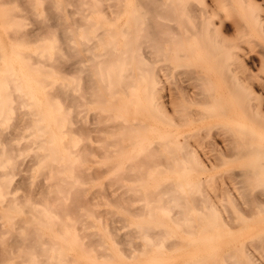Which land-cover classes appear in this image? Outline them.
I'll return each mask as SVG.
<instances>
[{"label": "bare ground", "instance_id": "bare-ground-1", "mask_svg": "<svg viewBox=\"0 0 264 264\" xmlns=\"http://www.w3.org/2000/svg\"><path fill=\"white\" fill-rule=\"evenodd\" d=\"M100 1L79 2L85 5L83 7L94 10ZM111 2L114 5L110 4L114 7L113 15L105 18L106 25L89 19L86 12H82L84 8L80 10L82 6L79 4L77 12L80 10L84 15L81 18L77 15L78 20L62 27L63 37H60L63 43H60L70 47L75 56L71 78L46 63L50 55L45 50L44 53L37 52L45 58L44 63L37 57L32 61L29 52L26 55L25 51H14L13 47L15 54L1 69L0 123L14 116L12 125L9 124L13 130L26 124L24 127L30 134L27 140H33L29 149L36 161L34 164L41 166L38 168L40 171L47 168L45 178L48 181L51 179V183L42 185L40 188L43 189L38 190L40 196L35 193L39 198L36 197L35 201L30 193L25 202L24 196L18 198L24 205H19L15 195L8 197L6 194L14 188V185L10 186L12 167L16 164L17 151L22 154V147L11 143L13 138L9 132L6 134L5 131L6 135L1 136L3 131H0V207L18 211L20 207L31 206L28 208L30 215L24 213L27 217L23 219L27 223H19L23 232L29 223L27 233L25 231L22 236L30 232L31 235H27L30 239L27 243V240L22 242L16 238V242L19 241L17 245L10 243L13 246L10 245L11 248L2 255H11L8 254L4 261L16 251L19 255H26L20 262L16 260L17 264H87L86 261L122 264L124 259H136L142 255L149 256L145 264H158L159 258L161 260L166 252L171 257L189 252L204 254V261L199 263L197 259L194 264H219L218 259L222 260L220 264H261L254 257V251L245 247L248 242L221 251L217 242L221 237L233 240L238 234L233 235L232 231L240 228L243 221L262 222L264 218V96L260 95L264 91V78H255L252 70L254 59L250 50L243 48L244 44H257L260 48L259 61L264 65V8L256 0ZM65 14L60 15V20L63 18L66 21L69 13ZM87 27L93 30L87 32ZM19 29L18 34L21 32ZM23 32L26 34V31ZM16 34L8 35L10 38L7 39L53 46L50 41H45V35L40 30L33 35L26 34L30 36L25 40ZM46 37L51 38V35ZM56 40L55 49L61 51ZM0 46H3L1 38ZM5 54L0 55L5 57ZM50 72L60 73V86L54 89L56 95L49 91L53 81L46 73ZM65 79L73 84L70 83L69 87ZM82 79H85L84 83L80 82ZM254 81L258 90L254 89ZM68 90H73L70 106L74 111V120L70 124L75 126L71 129L65 124L69 122L67 115L70 117L71 110L65 109V98L61 97L67 98L61 93L67 94ZM38 91L42 95H38ZM89 104L98 107L97 116L94 115L93 119L86 114ZM97 117L99 121L112 122L104 130L107 135L97 139L100 148L104 142L106 145L105 150L96 155L103 157L108 167L103 164L105 169L112 173V177L108 175L111 180L107 179L109 186L112 187L111 181L115 180L112 182L118 184L113 188L123 186L119 192L127 194L120 193L119 196L116 193L119 195L114 196L112 193V200L115 198L113 205L122 206L126 218L133 224V232H124L125 236L141 239L139 245L130 247L129 253L123 252L124 256L118 253V248L121 252L123 250L120 246L116 248L109 242L113 231L111 233L103 227L102 230L93 223L94 209L91 210L95 200L86 197L84 186H81L86 174L83 175L85 169L79 167L93 151L84 143L94 139L91 134L98 131L95 125ZM67 135L71 141L68 139L65 142ZM78 142L77 146H82L73 148ZM205 146L207 148L201 157L198 148ZM65 169L69 174L64 172ZM218 169L219 176H226L229 183L216 187ZM118 178L122 182L116 181ZM257 186L254 193L249 190ZM113 188L109 191H114ZM209 188L214 189L213 195ZM55 192L62 194L56 196ZM67 194L77 205L73 207L75 211L65 209L66 203L62 205ZM135 201H140V204L133 208L131 205ZM110 210L103 213L110 211L111 217L113 209ZM64 212H70L67 214L70 217L72 212L73 218H68L75 220L76 224L85 220L83 222L97 230L86 231L87 226L79 222L83 226L81 231L84 229L85 232L76 234L80 231L70 229L71 223ZM258 214H261L259 219ZM8 217L13 219L14 216ZM10 219L9 225L13 221ZM14 219L20 220V217ZM16 223L18 225V221ZM257 226L251 228L258 229ZM17 227L16 230L21 228ZM4 229L1 228V232ZM16 232L15 236L19 234ZM82 234L90 237V241L80 242ZM250 242L254 249L264 245V239L259 234L254 235ZM95 244L101 252L97 253ZM22 249L26 253L19 252ZM77 249L83 252V257L73 254ZM102 249L107 251L102 252ZM174 261L170 264H189L187 260Z\"/></svg>", "mask_w": 264, "mask_h": 264}, {"label": "rangeland", "instance_id": "rangeland-1", "mask_svg": "<svg viewBox=\"0 0 264 264\" xmlns=\"http://www.w3.org/2000/svg\"><path fill=\"white\" fill-rule=\"evenodd\" d=\"M2 1V2H1ZM80 0H0V2H1V4H0V38H1V40H2V42H3V46L1 47L0 46V54H5V52H6V54H5V57H3L2 55H0V72H1V69L3 70V68H5L7 65H6V63L8 64V62H9V58L10 57H12L15 53H14V51H18V49L20 50V51H22L23 53H24V51L26 52V55L28 54V52L30 53V58H31V60H32V58H33V60L36 58V59H40L41 61H44L45 60V58L43 57V55H38V53L39 52H42V53H44V50H45V52H48L49 53V55H50V57H48L47 58V60H46V63L50 66L51 64L53 65V66H55L57 69H59L60 71H62L63 73H65V75L66 76H69L70 78H71V74L72 75H74V68H73V62L75 61V56L73 55V53H72V50H71V48L70 47H66L64 44H61L60 43V41H62V43H63V40H62V38L61 37H63V36H61L62 35V32H63V30L64 29H62V27L64 28V26H66V25H68L69 23L71 24V22L73 21L74 22V20H78L79 19V17L80 16H83L81 13L83 12V13H85L86 12V15L89 17V19H92V21H94L95 23H97V22H100V23H102L103 25H106V17H110V16H112L113 15V13H112V9H114V5L112 4L113 2H111L112 0H101L100 2H99V4L95 7V9L93 10L92 8L89 10L88 8H85V7H83V6H85V5H81L80 4V2H79ZM81 1H87V0H81ZM114 1V0H113ZM257 1V3H260L261 4V6L264 8V0H256ZM3 2H6V3H3ZM79 2V3H78ZM3 3V4H2ZM109 3V4H108ZM82 6V7H80V5ZM113 5V6H111V5ZM79 5V6H78ZM78 7H80V10H82V8H84L83 10H82V12H80V10H79V12H77L78 11ZM113 7V8H112ZM78 8V9H77ZM98 10V11H97ZM73 11H76V12H73ZM64 12V13H63ZM70 14V15H72V16H70L69 14L68 15H66V14ZM66 15L67 17H65V19H66V21H64V20H62L63 18H61V20H60V15ZM75 15V16H74ZM79 17H78V16ZM59 16V17H58ZM70 18H69V17ZM57 18L59 19L58 20V22H56L57 21ZM69 18V19H68ZM72 18H74V19H72ZM81 18V17H80ZM54 19V20H53ZM56 19V20H55ZM72 19V20H71ZM70 20V21H69ZM122 20V19H121ZM66 22H67V24H66ZM119 22H120V19H119ZM45 23V24H44ZM50 23H51V25H50ZM53 23V24H52ZM45 26H44V25ZM61 24H63V25H61ZM65 24V25H64ZM20 25V26H19ZM22 25V26H21ZM48 25V26H47ZM52 25H54V26H56V27H54V26H52ZM22 29H19V27ZM23 27V28H22ZM43 27V28H42ZM18 29H19V32L21 31H26V34H32V32L34 31V33H36V31H37V33H38V31L40 30V31H42L43 32V34L45 35V41H50L49 43H52L53 44V46H45V44H42V45H35V43H25L24 41H16L15 42V40H14V42H12L10 39V41L7 39V37H8V35H12L13 33H17L16 34V36L17 37H19V38H22V40H25V38L27 39V37L28 36H30V35H26L24 32V34H22L21 32H20V34H18ZM33 29V30H32ZM43 29V30H42ZM86 30H87V32H90V31H92L93 30V28L92 27H87V28H85ZM100 29V28H99ZM16 30H17V32H16ZM48 30H50V31H48ZM62 31V32H61ZM28 32H30V33H28ZM46 34H45V33ZM54 32V33H53ZM12 33V34H11ZM33 33V34H34ZM51 33V34H50ZM15 34H13L12 36H14ZM32 34V35H33ZM26 35V36H25ZM51 35V38H49V37H46V36H50ZM56 37L55 39H58V40H56V43H57V46L58 47H61V51L60 50H58V49H55V46H54V41H55V39H53L54 38V36ZM15 36V38H17ZM23 36H24V39H23ZM61 36V37H60ZM8 38H10V37H8ZM13 38V37H12ZM11 38V39H12ZM58 41V42H57ZM10 42V43H9ZM60 45H59V44ZM10 45V46H9ZM31 46V47H30ZM258 45L257 44H255V43H252V44H244V46H243V48L245 49V50H250L249 51V53L252 55V58L254 59V64H253V66H252V70H253V72H254V76H255V78L256 79H260V80H262L263 78H264V65L263 64H260V61H259V54H258V52H259V50H260V48H259V46L257 47ZM4 47V48H3ZM13 47H15V48H17V49H15L14 48V51L12 50V48ZM57 47V48H58ZM3 48V49H2ZM63 48V49H62ZM53 49H54V51H53ZM2 50V51H1ZM4 50H7V51H9L10 53L8 54L7 53V51H4ZM35 52H36V54H35ZM38 52V53H37ZM52 52H54V53H52ZM64 52V53H63ZM71 53V54H70ZM32 54H34V55H32ZM7 55H9V56H7ZM37 55V56H36ZM53 55V56H52ZM55 55V56H54ZM29 56V55H28ZM31 56H33V57H31ZM39 56V57H38ZM43 57V58H42ZM54 57V58H53ZM29 58V57H28ZM16 59H18V58H16ZM38 59V60H39ZM43 59V60H42ZM48 59H50V60H48ZM30 60V61H31ZM32 60V61H33ZM31 61V62H32ZM35 61V60H34ZM48 61V62H47ZM44 63H45V61H44ZM250 63V62H249ZM51 65V66H52ZM55 67H52L53 69L55 68ZM45 68H50V67H45ZM56 68H55V70H56ZM65 70V71H64ZM66 71H67V73L69 74H67L66 73ZM60 74V73H59ZM59 74L58 73H53V72H50V73H46V76H48V78L49 79H51L53 82V84L50 86V90L49 91H53V92H50V94L52 93V95L54 94V95H56V92H54V89L56 88V87H58V86H60V81H61V78H60V76H59ZM82 76H84V73H82ZM67 79V78H66ZM65 79V83L70 87V83L71 84H73V82L71 81H69V80H66ZM84 81H85V79H82L80 82L82 83H84ZM49 87V86H48ZM47 88V87H46ZM51 88H52V90H51ZM57 89V88H56ZM254 89H257L258 90V87H257V84H256V81H254ZM264 90V89H263ZM48 91V92H49ZM71 92H73V90H68V93L67 94H62L61 93V95H67V98H66V96H61L62 98H65V99H63V101H64V104H65V109H69V110H71V112H70V117H69V114L67 115V117H68V124H67V122H65V124H66V126L68 125V128H72V127H74L75 126V124L73 123V124H70V122H71V120H74V111L72 110V106H70L71 105V101H70V97H71V95H72V93ZM38 93V95H42L39 91L37 92ZM60 95V94H59ZM260 95H262V96H264V91L262 92L261 91V93H260ZM66 106H67V108H66ZM88 110H86V114H87V117H93L94 115V117H96L97 116V109H98V107H97V105L96 104H89L88 105ZM96 109V111L94 112V110ZM72 113V114H71ZM13 115V114H12ZM11 115V116H12ZM15 115V114H14ZM10 116V117H11ZM70 118V119H69ZM88 118V119H89ZM98 118L99 117H97L96 118V122H97V120H98ZM12 119H13V121L15 120V118H14V116L12 117V118H7V119H5V121H2L1 123H0V128L2 129V130H0L1 132L3 131V133H2V135L1 136H4V134L6 133L7 134V132H9L10 133V136L13 138L12 140H10L11 141V143H13V144H16V146H18V148L20 147H22L21 148V153L22 154H20V153H18V151H17V153H16V158H17V160H15V166L17 165L18 166V164H19V166L17 167V168H15V166L14 167H12V175H10L11 176V180H10V186L12 187V185H14L13 187V189H12V192L11 193H8V194H6L8 197L11 195H15V197L14 198H17V200H18V198L20 197V198H23V196H24V198H23V200L24 199H26L25 197H27V198H29V196L31 195V198H33V195H34V199H32L33 201H35V198L37 197L38 198V196H37V194L39 195V194H41L40 192L38 193V190L39 189H43V188H40V187H42V185H46L48 182H50V180L48 181V179H46L45 177H46V173H47V168H44V167H42V168H44V169H41L42 171H40V170H38V168H41V166L40 165H38V163H35L34 164V162H36V161H34L35 159H33V157H31L32 156V151H30V149H29V145H30V147L33 145V143H32V141L33 140H31V141H29L28 142V137H30V134H29V132H28V128L27 127H24V126H26V124H22V125H20V129H19V127H17V129H19V130H13L10 126L12 125L11 123H13V121H12ZM93 119V118H92ZM100 119V118H99ZM108 121V122H107ZM102 120L101 119V121H99L98 120V122L96 123L95 122V125L97 126H95L96 128H97V130L98 131H96L95 133H93L92 132V137L94 138V139H91V140H86V141H89V142H86V141H83V140H81V142L83 141V142H86V143H84L85 144V146L87 147L88 145V147H89V149H90V151L91 150H93V151H91V153L87 156V157H89V158H87V157H85V160L83 161V164L82 165H80V166H82V167H79L80 169L82 168V169H85V173L83 172L82 174L84 175V174H86V176H83V178H85V179H83L82 178V175L80 176L79 175V177L80 178H82L83 179V184H81V186L83 187V189H85V195H86V197H89L92 201H94L95 200V203L93 204V208H92V210L91 211H93V209H94V213H93V223L94 224H96L100 229H102V227H103V229H107V230H109V232L111 231V233H112V231H113V233L111 234L112 236L111 237H113V238H110V241L109 242H112L113 244H114V246L117 248L118 246H120V248H122L123 250H122V252L121 251H119V248H118V253H120V255L122 256L123 255V252L126 254L127 252L129 253V250H131V248L130 247H135V246H137V245H139V243H141V239L138 237H134V236H132V237H129L128 238V236H125V234L126 233H128V232H131L132 230H133V224H131V222L126 218L127 217V215L125 214V212H124V210H123V208H122V206H116L115 207V205H113V202H114V200H115V198H114V200H112V198H113V194H115L114 196H118L121 192H119V190L121 189V188H124L123 186H119V187H117V188H113V186H115V185H117L118 184V182H117V184H115V183H113V182H115V180L112 182L111 181V183H112V187H110L109 185H110V183H109V181L111 180V178H110V180H109V176H111V172H109L108 170H106L105 169V166L107 165L104 161H103V157H101L100 155H96V154H99V153H102L101 151H104L103 150V148H104V146L106 145V143L104 142V144H103V146L100 148V141L99 140H97L98 138H100V137H105V135H107V133L104 131V130H106L108 127V124H110V122H112L111 120L109 121V120ZM72 123V122H71ZM9 124H11L10 126H9ZM64 128H66L65 127V125H64ZM12 129V131H10ZM99 129H100V131H99ZM6 131V132H5ZM5 132V133H4ZM12 132V133H11ZM14 132V133H13ZM8 133V134H9ZM27 133V134H26ZM1 134V133H0ZM5 134V135H6ZM13 134V135H12ZM15 135V137H13ZM24 135V136H23ZM22 136V137H21ZM17 137V138H16ZM97 137V138H96ZM70 140L71 141V139H70V137L68 138V135L67 136H65V142H66V140ZM25 140H27L26 142L27 143H24V141ZM29 140H30V138H29ZM21 142V143H20ZM67 142H69V141H67ZM80 142V141H79ZM79 142L75 145V146H73V148H75V149H77V148H79L80 146H82V145H80V146H77L78 144H79ZM10 143V142H9ZM23 143V144H22ZM70 143V142H69ZM88 143V144H87ZM102 144V143H101ZM121 144H122V141H121ZM87 147V148H88ZM100 148V149H99ZM207 147L205 146V147H200V148H198V153H199V155L201 156V157H203V150H205ZM97 150V151H96ZM99 150V151H98ZM101 150V151H100ZM93 152V153H92ZM95 153V154H94ZM27 154V155H26ZM23 155V156H22ZM20 157V158H19ZM23 157V158H22ZM32 159V160H31ZM89 159V160H88ZM91 159H93V160H91ZM97 160V161H96ZM16 161H18L19 163H17ZM23 162V163H22ZM32 162V163H31ZM102 162H104V163H102ZM28 163V164H27ZM23 166H22V165ZM31 164V165H30ZM103 164H105V166L103 165ZM233 165V164H232ZM232 165H230V166H232ZM22 166V167H21ZM38 166V167H37ZM40 166V167H39ZM77 167V166H76ZM83 167H85V168H83ZM107 167V166H106ZM13 168H14V170H13ZM19 168V169H18ZM25 168H26V170H25ZM108 168V167H107ZM46 169V170H45ZM78 169V168H77ZM81 169V170H82ZM103 169H105V170H103ZM3 170H4V168H3ZM2 170V171H3ZM8 171L9 172V170H8V168H5V171ZM25 170V171H24ZM81 170H79V171H81ZM89 170V171H88ZM24 171V172H23ZM27 171H28V173H27ZM37 171H39V172H37ZM14 172H15V174H14ZM18 172V173H17ZM20 172H21V174H20ZM41 172V173H40ZM64 172L65 173H67V174H69V171H68V169H65L64 170ZM75 172H77V171H75ZM87 172V173H86ZM216 172H217V178H215V185H216V187L218 186V185H221V183H224V184H228L229 183V179L225 176H223V177H221V176H219L220 175V170L218 169V170H216ZM24 173V174H23ZM26 173V174H25ZM42 173H44V174H42ZM6 174V173H5ZM8 174V173H7ZM11 174V173H10ZM24 175V176H23ZM27 175V176H26ZM29 175V176H28ZM109 175V176H108ZM108 176V177H107ZM114 176V175H113ZM117 176H118V174H117ZM7 177V176H6ZM19 177H21V178H19ZM28 177V178H27ZM45 179H44V178ZM112 177V176H111ZM115 177H116V175H115ZM114 177V178H115ZM117 178V177H116ZM115 178V179H116ZM120 178H121V174H120ZM4 179V177L2 178V180ZM22 181H21V180ZM42 179V180H41ZM53 179V178H52ZM88 181H87V180ZM92 179V180H91ZM109 181H108V180ZM122 179V178H121ZM19 180H20V182H19ZM34 180V181H33ZM47 182H46V181ZM54 180V179H53ZM52 180V181H53ZM84 180H86V181H84ZM31 181V182H30ZM45 183V184H43V182ZM116 181H121L122 182V180H119V178L116 180ZM4 182V181H3ZM17 182H19V183H17ZM40 182H41V184H40ZM121 182H119V184L121 185ZM12 183H14V184H12ZM16 183V184H15ZM51 183V182H50ZM108 185H107V184ZM25 184H27V185H25ZM29 184V185H28ZM36 184V185H35ZM105 184H106V186H105ZM36 186V187H34V186ZM21 186H23V187H21ZM32 186H33V188H32ZM85 186H87V187H85ZM44 187V186H43ZM30 188H32V190L35 188V189H37V190H35L34 189V191H32ZM107 188V189H106ZM115 189L114 191H109L110 189ZM244 189L245 190H247L248 191V187L247 186H245L244 187ZM257 189H258V186H257V188H255L254 187V190H253V188H250L249 190L252 192V193H254L255 191H257ZM105 190L107 191L108 190V192H105ZM124 190V189H123ZM209 191H210V193L213 195V193H214V189H212V188H209L208 189ZM121 191V190H120ZM37 192V194H35ZM101 192V193H100ZM123 192V191H122ZM128 192V191H127ZM29 193H30V195H29ZM55 193H57L58 195H56V196H59V194H60V196H61V194L62 193H59V192H55ZM91 193V194H90ZM98 193H100V195L98 196ZM106 193V194H105ZM113 193V194H112ZM116 193H119L118 195H116ZM125 194H126V192H124ZM124 193H121L122 195H124ZM18 194V195H17ZM52 194V193H51ZM54 194V193H53ZM52 194V195H53ZM121 194L119 195V196H121ZM134 195V193H128V195H131V196H133ZM36 195V196H35ZM55 195V194H54ZM72 195V194H71ZM109 195V196H108ZM127 195V194H126ZM40 196V195H39ZM103 196V197H102ZM105 196V197H104ZM36 198V199H37ZM72 196H69V194H67V196H66V198H64V200H63V202H62V205H63V203L65 204L66 203V206H67V208L65 207V205H64V207H65V209H68V210H70L69 208H71V210H74L75 211V208L73 209V207L75 206H77L76 205V203L74 202V199L72 198ZM109 198V199H108ZM39 199V198H38ZM70 199V200H69ZM106 199H108L109 201H107ZM19 200H21V199H19ZM18 200V201H19ZM22 200V201H23ZM27 200V199H26ZM30 200V199H29ZM97 200V201H96ZM103 200L104 201V203H103V201H102V204H100V202ZM37 201V200H36ZM112 203H111V202ZM24 202H25V200H24ZM24 202H23V204L21 203V201H19V205H24ZM108 202V203H107ZM73 203V204H72ZM78 204V203H77ZM115 204V203H114ZM137 204H140V201H135V202H133V204L131 205V206H133V208L137 205ZM25 205H27V203L25 204ZM73 205V206H72ZM116 205H117V202H116ZM72 206V207H71ZM20 207V206H19ZM26 208L24 209V208H22V207H20V209L21 210H18V211H16V210H14V209H11V207H3V208H1L0 207V215H2V217L0 218V264H13V260H14V264L16 263L17 264V261H21L20 259H23L22 257H26V255L24 254H21V255H23V256H21V255H19L18 254V252H16L15 251V253L13 252V256H9L10 258H8L6 261H4L5 260V258H7L8 257V254H10V253H7V255H2V254H5L6 252H7V249H10L11 248V246H13V245H11L10 243H14V244H16L17 245V243H19V241H25V240H27V241H25V242H27L28 243V240L30 239V238H28V236L27 235H31L30 234V232L28 233V234H26V236H22V235H24L23 233L26 231V229L28 228V225H29V223H28V225H27V228L25 229L24 228V232H23V226H20V224L19 223H21V225L23 224V225H25L27 222H25V216L29 213V215H30V209H28L29 207H31V206H25ZM137 207V206H136ZM95 208H96V212H95ZM24 209V210H23ZM57 209V208H56ZM110 209H113L112 210V216L110 217V215H109V213H111L110 211ZM244 210H245V207L243 208ZM247 209V208H246ZM28 211V212H25V211ZM108 210H110L109 212H108V214L106 213ZM104 211H106L105 212V214L103 213ZM114 211V212H113ZM24 213H27L26 215H24ZM70 212H64V214H65V216L67 217V221L69 222V223H71V224H69V227H70V229L71 230H73V231H75V232H77V230H78V232L79 233H76V234H80V233H83V231L85 232V230L84 229H82L83 231H81V229L80 228H82L83 226V224L84 225H86L87 227L85 228L86 229V231L88 230V231H96L97 230V228H95L94 226H92V225H90V224H87V223H85V222H83V221H85V220H83V221H81V222H83V224L80 222V221H77L78 223L76 224V221L74 220L73 221V219H69L68 217H70V215H67V214H69ZM95 213H96V215H95ZM114 213V214H113ZM115 213H116V215H117V217L115 216ZM100 214V215H99ZM14 216L13 217V219L11 218H9L8 216ZM74 216V214H72V212H71V217L70 218H73V216ZM99 215V216H98ZM105 215V216H104ZM110 217V219L111 220H113V221H111L110 219H109V217ZM114 215V216H113ZM122 215V220L119 218L120 216ZM261 215V214H260ZM259 214L258 215H256L257 216V218L259 219V216H260ZM18 217H20V220L21 219H23V220H21L22 222H24V223H22L20 220H15L14 218H18ZM22 217V218H21ZM27 217V216H26ZM89 217V216H88ZM96 217V218H95ZM113 217V218H112ZM116 217V218H115ZM117 218H119V219H117ZM125 218V219H124ZM9 219L12 221V222H14V223H12L11 222V225H9L10 224V221H9ZM127 219V220H126ZM15 220V221H14ZM87 220H91L90 218H88ZM16 221H18V225H17V223H16ZM101 221L103 222V224L101 223ZM255 222H251V221H246V222H244L243 221V223H241V227L240 228H238V227H236L232 232H233V235L234 234H238L233 240L231 239H229V238H226V237H221V240H219L217 243H218V250L219 251H221V250H223V249H232L233 247H236V246H239L240 245V243H243L244 242V244L245 243H247V245L245 246L247 249H249V250H252V251H254V257L256 258V260L258 261V262H260L261 264H264V245H262L261 247H257V249H259L258 251H260V252H258L257 251V249H254L253 248V245H251L252 243L250 242V240L251 239H253V237H254V235H257V234H259V235H262V238L264 239V234H263V232H264V218H263V220H262V222L261 221H256V220H254ZM2 222V223H1ZM79 222L82 224H79ZM87 222V221H86ZM89 223V222H88ZM14 224V225H13ZM76 224V225H75ZM80 225V226H79ZM89 225V226H88ZM253 225H258L257 226V228L258 229H256V227H255V229L253 230L252 228H251V226H253ZM13 226H14V229H13ZM21 227V228H19L18 230H16V227ZM75 226H77V227H75ZM11 227V228H10ZM17 227V228H18ZM24 227H26V226H24ZM116 229H114V228ZM1 228L2 229H4V228H6V229H4L3 230V232L5 231V233H3V232H1L2 230H1ZM9 229V231L11 230V231H13V233H11V231L9 232L8 231V229ZM47 231H49V229L48 228H45ZM102 229V230H103ZM130 229V230H129ZM261 229V230H260ZM129 230V231H128ZM17 231V232H16ZM29 231V230H28ZM15 232L16 233H19V234H21V235H19V234H16L17 236H15L14 234H15ZM50 232V231H49ZM118 232H121V233H118ZM124 232H125V234H124ZM133 232V231H132ZM231 232V233H232ZM26 233H27V231H26ZM50 233H52V232H50ZM115 233V234H114ZM2 234V235H1ZM116 234H118V236L116 235ZM124 236H123V235ZM19 235V236H18ZM85 234H82V236H81V239H80V242H82V243H84V241H86V242H88V241H90V240H88V239H91L90 237H87L86 235L84 236ZM119 235H122V236H119ZM9 236H10V238H9ZM15 236V237H14ZM121 237V238H120ZM123 237V238H122ZM126 237H127V239H126ZM134 237V238H133ZM16 238H17V240H19L18 242H16ZM79 238H80V236H79ZM226 238V239H225ZM7 239V240H6ZM14 239V240H13ZM121 239H122V241H121ZM126 239V240H125ZM125 240V241H124ZM133 240V241H132ZM6 241V242H5ZM11 241V242H10ZM130 241V242H129ZM8 242V243H7ZM85 242V243H86ZM128 242H129V244H131V246L130 245H128ZM132 242V243H131ZM121 243V244H120ZM125 244V245H124ZM264 244V243H263ZM8 245V248H4L5 249V252H3L4 251V249H3V247L4 246H7ZM11 245V246H10ZM133 245V246H132ZM15 246V245H14ZM95 246L96 247H98V248H95L96 250L97 249H99V246L97 245V244H95ZM10 247V248H9ZM73 247L74 248H76V246H74L73 245ZM14 248V247H13ZM130 248V249H129ZM262 248H263V250H262ZM127 249V250H126ZM24 249H22V251L21 250H19V252H24V253H26L25 252V250L23 251ZM99 250H101V249H99ZM99 250H97V253H99V252H101V251H99ZM103 250V249H102ZM99 251V252H98ZM104 251H107V250H103L102 252H104ZM3 252V253H2ZM72 253V252H71ZM83 252L81 251V250H79V249H77L73 254L76 256V257H83V255H81ZM93 252L91 251V254H92ZM11 255V254H10ZM85 255V254H84ZM7 256V257H6ZM124 256V255H123ZM202 257H204V254L203 253H197V254H191V253H189V252H182V255L181 254H179V255H177V256H175V257H171L170 256V254L168 253V252H166L162 257H161V260H160V258H159V261H160V263H158V264H170L173 260H175L174 262L175 263H178V262H180V261H183V260H187V261H189V264H194V261L195 260H197L198 259V262L199 263H202L204 260H203V258ZM147 258H149V256H140L139 258H136V259H124L125 261L124 262H122V264H145V260L147 259ZM230 258H233V257H230ZM236 258V257H235ZM234 259V258H233ZM237 259V258H236ZM17 260V261H16ZM232 260V259H231ZM218 261V263L220 264L221 262H222V260L221 259H218L217 260ZM4 262V263H3ZM19 262H18V264H19ZM86 263L87 264H93L92 262H89V261H86ZM236 264H240V263H236ZM243 264V263H242Z\"/></svg>", "mask_w": 264, "mask_h": 264}]
</instances>
